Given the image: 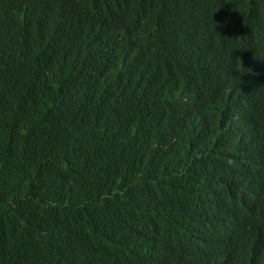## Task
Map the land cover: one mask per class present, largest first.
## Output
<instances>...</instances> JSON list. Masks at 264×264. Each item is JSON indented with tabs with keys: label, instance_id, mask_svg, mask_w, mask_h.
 <instances>
[{
	"label": "trees",
	"instance_id": "obj_1",
	"mask_svg": "<svg viewBox=\"0 0 264 264\" xmlns=\"http://www.w3.org/2000/svg\"><path fill=\"white\" fill-rule=\"evenodd\" d=\"M0 264H264V0H0Z\"/></svg>",
	"mask_w": 264,
	"mask_h": 264
},
{
	"label": "clouds",
	"instance_id": "obj_2",
	"mask_svg": "<svg viewBox=\"0 0 264 264\" xmlns=\"http://www.w3.org/2000/svg\"><path fill=\"white\" fill-rule=\"evenodd\" d=\"M252 196H251V194H245V198H247V199H249V200H251L252 201V198H251Z\"/></svg>",
	"mask_w": 264,
	"mask_h": 264
}]
</instances>
